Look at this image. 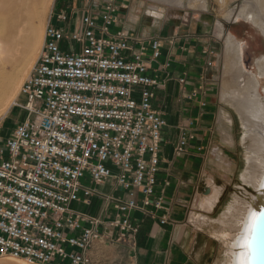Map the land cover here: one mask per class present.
<instances>
[{"label": "built area", "instance_id": "built-area-1", "mask_svg": "<svg viewBox=\"0 0 264 264\" xmlns=\"http://www.w3.org/2000/svg\"><path fill=\"white\" fill-rule=\"evenodd\" d=\"M114 1L87 0L91 9H60L48 18L20 86L26 116L0 143V257L92 264L95 241L132 247L138 232L132 213L152 216L162 208L163 197L154 195L166 124L153 108L159 81L148 73L147 47L131 44L141 39L128 30L109 31L117 21ZM162 45L159 36L148 39L152 60ZM194 138L182 127L174 156H183ZM109 179L122 196L97 191ZM93 196L112 200L114 216L73 208L90 205Z\"/></svg>", "mask_w": 264, "mask_h": 264}, {"label": "crops", "instance_id": "crops-1", "mask_svg": "<svg viewBox=\"0 0 264 264\" xmlns=\"http://www.w3.org/2000/svg\"><path fill=\"white\" fill-rule=\"evenodd\" d=\"M114 3L117 9V21L109 31L111 33L119 29L132 31L134 37L141 39V41L131 40L132 46L147 47L145 58L149 68L148 73L159 81L155 90L153 108L160 112L166 121L161 134L159 171L154 194L163 197L162 208L156 210L152 216H146L141 211L135 210L132 218L138 227L136 245L131 247L126 241L117 244L127 250L132 264H186L187 234L182 223H185L190 197L196 190L204 148L203 140L206 135L204 130L211 111V105L206 101L210 96L209 86L204 76V62L200 57V48L203 47L200 42L207 36L199 23L194 28L182 24L177 27H167L166 20H161L159 24L151 22L141 1L115 0ZM91 4L79 0V3L75 2L73 7L64 10L68 13L80 14L85 9V5L91 9ZM149 11L156 18L164 15L163 11L158 10L154 5ZM180 18L181 16L174 20ZM201 23L208 26V23ZM181 26L185 29L180 30ZM152 36L163 39L161 54L157 60L150 58L148 39ZM201 52H204V49ZM165 63L169 66H164ZM181 77L185 79L182 84L179 82ZM194 89L197 90L196 96L188 99L187 96ZM180 126L186 127L195 138L188 143L187 152L183 156L176 157L172 154V149L179 138ZM96 189L103 195L122 196V191L115 186L112 179L98 185ZM73 208L104 219L111 218L116 213L112 200L98 196L92 197L90 205L77 202L73 204ZM162 215L168 217L166 223L160 222Z\"/></svg>", "mask_w": 264, "mask_h": 264}, {"label": "bare ground", "instance_id": "bare-ground-1", "mask_svg": "<svg viewBox=\"0 0 264 264\" xmlns=\"http://www.w3.org/2000/svg\"><path fill=\"white\" fill-rule=\"evenodd\" d=\"M51 1L0 0V119L4 117L11 104L15 102L16 93L20 91L22 78L25 76L23 74L29 64L31 66L35 63V61L33 63L30 48L31 44L37 42L39 36V27L35 22ZM150 1L169 6L170 16L176 18L181 15V11L176 8L183 7L185 4L184 0ZM187 2L193 8L196 7L203 11L207 9V0H188ZM225 9L223 13L225 21L232 19L250 20L264 35V0H244L238 10L235 8ZM199 16L203 23L212 21L210 15L200 14ZM212 23H214L215 35L224 41L227 57L225 60L229 66L230 75L233 77L232 82H224L221 99L226 106L234 109L242 128L240 139L244 145L245 166L240 173V180L255 190V196H251V200H248L246 197L234 194L231 201L216 218L198 212H191L189 218L199 228L209 226L214 238L223 239L225 243L223 264H235L238 254L236 240L243 231L249 212L253 210L260 199V189L264 185V87H261L260 82L264 77V55L256 59L257 74L246 70L241 64V49L234 36L224 29L221 21L216 20ZM219 118L226 123L229 130L231 126L230 115L221 109ZM228 130L224 140L228 145H232ZM216 153L218 156L219 151L216 150ZM219 161L225 170L229 171L226 168L228 166L225 164L226 162L222 158ZM210 180L206 185L209 191L201 193L194 202L195 208H202L206 212H209L216 204L222 191L220 186L214 185ZM12 259H16L20 264H25L23 258ZM12 261L0 260V264H14Z\"/></svg>", "mask_w": 264, "mask_h": 264}, {"label": "rangeland", "instance_id": "rangeland-1", "mask_svg": "<svg viewBox=\"0 0 264 264\" xmlns=\"http://www.w3.org/2000/svg\"><path fill=\"white\" fill-rule=\"evenodd\" d=\"M82 1L85 2L87 0ZM135 1H141V3L144 4V9L147 10L151 22L159 24L161 20H166L167 27H177L182 24L191 25L194 28L196 24L199 23L201 29L205 31L204 34L207 36L200 42L203 45V47L200 48V57L201 61L204 62V76L209 86L210 96L206 98V101L210 103L211 111L208 114L209 118L208 124L205 126L206 130H204V134L206 135L203 134L205 136L203 140L204 148L202 150V160L200 161L201 167L196 181V190L190 197L185 215V223H182V225L184 226L183 229L185 234H187L185 238L187 245L186 254L188 257L186 264H223V255L225 254L224 240L214 238L209 226L199 228V226L190 221L189 216L191 212H198L216 218L231 201L234 194L251 200V196H255V190L240 180V173L245 166L244 145H242L240 139L242 128L234 109L230 106H226L221 99V90L224 82H232L233 77L230 75L229 66L225 60L227 57L225 54L226 47L224 46V41L215 35L216 31L215 27H213L214 23L212 22L216 20L221 21L224 29L234 36L235 41L239 43V48L241 49L240 54L243 51V55L241 54L243 61L241 64L243 68L248 71H253L252 73L254 74H257L255 66L256 59L264 55V35H262L260 29L250 22V20H224L223 13L226 10L225 8H235L238 10L244 0H207V9L205 11L197 9L196 7H191L187 2L188 0H184V6L176 8L181 11V18L178 20H174L176 17L170 16V8L167 5L153 3L149 0ZM75 2L79 3V0H52L47 8L42 11L39 19L35 22L39 27L38 40L36 43L30 45L33 63L36 61L39 54L43 42L44 30L50 14L59 9H70L74 6ZM153 5L157 6L158 10L161 9L164 15L159 18L152 15L149 10H151ZM166 14L171 18L167 17ZM200 14L211 16L212 21L208 23L207 27L205 26L206 24L204 25L201 23L202 19L199 16ZM179 29L183 30L185 28L182 29L181 26ZM203 49L206 52H201ZM208 60H212L213 65L211 67H207L206 65ZM32 66L33 64L31 66L29 64V69L27 68L23 74V76H25L22 78V82L27 77ZM226 76L229 79L231 77V80L227 79ZM260 82L263 88L264 77ZM15 97V102L11 104L8 112L0 119V143L9 136L13 127L26 116L25 110L20 106L24 98L19 96L18 91ZM221 109L225 110L231 117V126L229 130L226 123L219 118ZM182 127L183 126L179 127V131H181ZM227 130L231 135L232 145H228L224 140ZM174 146L172 154H174ZM216 150L219 151L218 156L216 155ZM221 158L226 162L225 164L228 165L226 168H228L229 171H226L227 169L225 170L219 161ZM209 179H211L210 182L212 181L214 185L220 186L222 191L216 204L209 212H206V210L202 208H195L194 202L197 196L201 195ZM89 254L92 264H132L128 252L124 247L107 241H95ZM0 260H13L12 262L14 264H20L19 261L10 257H0ZM23 262L29 264L24 260Z\"/></svg>", "mask_w": 264, "mask_h": 264}, {"label": "snow or ice", "instance_id": "snow-or-ice-1", "mask_svg": "<svg viewBox=\"0 0 264 264\" xmlns=\"http://www.w3.org/2000/svg\"><path fill=\"white\" fill-rule=\"evenodd\" d=\"M262 230H264V209L250 211L243 231L236 240L237 264H253L258 258Z\"/></svg>", "mask_w": 264, "mask_h": 264}, {"label": "water", "instance_id": "water-1", "mask_svg": "<svg viewBox=\"0 0 264 264\" xmlns=\"http://www.w3.org/2000/svg\"><path fill=\"white\" fill-rule=\"evenodd\" d=\"M202 19V18H201ZM209 191L208 187H204L202 193H207ZM260 199L257 201L256 205L254 206L253 210H261L264 209V185L260 189ZM238 251V249H237ZM237 264V259L235 261ZM253 264H264V230H262L260 235V248L258 252V258L254 260Z\"/></svg>", "mask_w": 264, "mask_h": 264}, {"label": "flooded vegetation", "instance_id": "flooded-vegetation-1", "mask_svg": "<svg viewBox=\"0 0 264 264\" xmlns=\"http://www.w3.org/2000/svg\"><path fill=\"white\" fill-rule=\"evenodd\" d=\"M242 46H243V43H242ZM241 54L243 55V51L241 52ZM243 62V61H242Z\"/></svg>", "mask_w": 264, "mask_h": 264}]
</instances>
